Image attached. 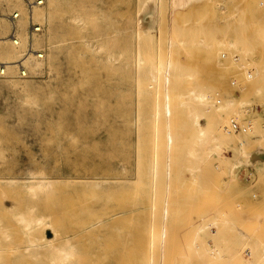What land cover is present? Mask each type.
I'll use <instances>...</instances> for the list:
<instances>
[{"label":"rangeland","instance_id":"1","mask_svg":"<svg viewBox=\"0 0 264 264\" xmlns=\"http://www.w3.org/2000/svg\"><path fill=\"white\" fill-rule=\"evenodd\" d=\"M59 1L92 23L50 44L0 0V62L45 55L0 77V264H264V0H170L150 33L148 0Z\"/></svg>","mask_w":264,"mask_h":264},{"label":"bare ground","instance_id":"2","mask_svg":"<svg viewBox=\"0 0 264 264\" xmlns=\"http://www.w3.org/2000/svg\"><path fill=\"white\" fill-rule=\"evenodd\" d=\"M68 1V0H65V2ZM164 2H170V0H148L147 4H146V9H145V12L141 15V18L140 20L142 21V25L144 26L145 30L147 33H150V32H153L155 30H157V25H158V22H159V12H158V8L163 5ZM43 3V2H42ZM50 8H49V11L48 13L45 12L44 9H41L39 11H36L35 14H33L34 12V9L36 8H40V7H34L32 11H30L28 9V11L30 12V17H31V20L33 21L32 19V16L33 15H36V17L39 19H43L44 17H48V25H49V30H50V37L48 38L49 40V43L52 44V42L58 38V35L59 33L61 32L60 28H59V25H60V21H59V18H58V7H59V4H60V1L59 0H52V2L50 3ZM43 5V4H42ZM67 5V4H66ZM48 7V6H47ZM67 7L69 8V11L71 13L74 12V14L72 15L71 19H70V22L71 24H68V27H69V32H61V35L63 36H68V37H73L75 35V31H76V26L74 23H76L77 21H82L86 26L88 25H91L92 23V18H91V15L89 13L87 14H84V15H81L79 13H75L74 10H72L70 8L69 5H67ZM104 8L107 9V6H105ZM16 12L20 13L19 11L15 10ZM106 17V16H105ZM20 18H21V13H20ZM19 18V19H20ZM18 19V20H19ZM18 20L16 21V23L18 22ZM104 32L106 34H108V30H109V25H107V17L104 18ZM47 21V20H46ZM33 23V22H32ZM36 24V23H34ZM39 25V24H38ZM41 26V25H40ZM43 27V26H42ZM39 36V35H38ZM47 37V36H46ZM106 39L101 43V49L106 51L109 55V58H112L117 55V56H123V52L124 51H120L117 49L116 50H113V51H110L109 50V45H110V37H107V35H105ZM171 39V38H170ZM9 40V39H8ZM31 40V39H30ZM31 42V41H30ZM37 44H40L39 41H37ZM20 45V44H19ZM18 45V46H19ZM31 47L33 48L32 46V43H30ZM18 46H15V47H18ZM47 46V45H46ZM168 47L171 48L172 47V42H169L168 43ZM1 48V51H2V56H5L7 60H12L16 57L15 53L8 47V46H4V47H0ZM34 49V48H33ZM47 49V48H46ZM36 50V49H34ZM37 51H40V50H37ZM42 52V51H41ZM56 52V50H55ZM27 53V52H26ZM170 53V52H169ZM43 56L42 58H38L36 56H33V55H30L28 57V59H26V62H25V66L27 67V69L29 70L30 66L33 67V69L35 70H38L40 69L41 67V62L40 61H43L44 60V52H42ZM27 55V54H26ZM25 55V56H26ZM79 56V53H75L73 55V57H76ZM35 58V59H34ZM21 60V59H20ZM35 60V61H34ZM19 61V60H18ZM16 61V62H18ZM34 61V62H33ZM39 61V62H37ZM112 61V60H111ZM8 63L10 64L8 69H7V73H8V70H9V77L7 78L10 82H11V87L12 88H15V87H18L19 85H22L20 83H17V82H14L12 81L13 79V75L15 74L14 73V69L12 67H14L16 70H17V67L15 65V63ZM33 62V63H32ZM47 62V61H46ZM7 63V62H5ZM29 67V68H28ZM157 67H159L161 70L164 71L165 73V82L166 84L169 83V73H170V69L172 67V64L170 61H167L165 63H160ZM48 69V68H47ZM50 70V69H49ZM30 72V70H29ZM6 73V75H7ZM18 73V71H17ZM31 73V72H30ZM6 75L4 76H0V77H5ZM31 75V74H30ZM20 77V76H19ZM21 78V77H20ZM29 78V77H28ZM22 79H26V78H22ZM24 88H26L28 90V85L27 84H23ZM205 98V97H204ZM169 102V101H167ZM165 112L166 114L169 116V103H166L165 104ZM234 128L237 127V124H234L233 125ZM170 130V129H169ZM172 137V136H171ZM171 137L168 136V141H167V145L169 146L171 144L172 146V141L173 139H171ZM214 147V148H213ZM212 148H209V149H214L213 151H216V149H219L218 146H213ZM171 148V147H170ZM171 151V150H170ZM211 151V150H210ZM167 155V154H165ZM262 169H264V166L262 167ZM249 177L251 178V174H250V169L247 170V173H245V178L246 180L249 179ZM170 178V177H169ZM43 180H47V179H43ZM48 183H40V186H46ZM33 188V186H32ZM26 222V225L28 226L31 221H27V220H23V222ZM36 222L37 223H41V219L38 218L36 219ZM28 229V227H26ZM64 250L60 251V252H63ZM65 252V251H64ZM251 255V250H246V256L249 258Z\"/></svg>","mask_w":264,"mask_h":264},{"label":"built area","instance_id":"3","mask_svg":"<svg viewBox=\"0 0 264 264\" xmlns=\"http://www.w3.org/2000/svg\"><path fill=\"white\" fill-rule=\"evenodd\" d=\"M26 7L32 11L34 7H40L42 6V0H24ZM10 22H11V26H12V31L9 33L8 39L9 42L14 45V46H18L21 42H20V37H19V32L18 29L16 27V21L20 18V13L16 12L15 10H12L8 16H5ZM43 30V27L38 25V24H34L31 22L30 25V29H29V37L32 38L34 35H39ZM27 54V55H26ZM25 57H23L21 60H19L18 62L15 63L16 67H17V71H18V75L21 78H28L30 77V72L27 69V67L25 66V62L26 59H28V57L30 55L36 56L38 58H42L43 54L41 51H37L34 50L31 46L29 47L27 53H26ZM10 64L5 63V62H0V76H4L7 73V69L9 67Z\"/></svg>","mask_w":264,"mask_h":264},{"label":"crops","instance_id":"4","mask_svg":"<svg viewBox=\"0 0 264 264\" xmlns=\"http://www.w3.org/2000/svg\"><path fill=\"white\" fill-rule=\"evenodd\" d=\"M247 182H250L251 181V178L249 177V179L248 180H246Z\"/></svg>","mask_w":264,"mask_h":264}]
</instances>
